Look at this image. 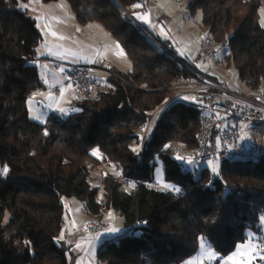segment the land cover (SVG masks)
Masks as SVG:
<instances>
[{"label":"trees","instance_id":"obj_1","mask_svg":"<svg viewBox=\"0 0 264 264\" xmlns=\"http://www.w3.org/2000/svg\"><path fill=\"white\" fill-rule=\"evenodd\" d=\"M21 1L0 0V163L8 168L0 175V264H71L60 235L65 199L73 196L87 203L85 211L103 227L105 198L107 213L123 218L127 232L98 246L106 264H184L203 242L228 256L248 239V230L257 236L262 232L264 158L224 160L216 171L207 163L192 164L200 167L195 175L171 148L196 145L201 117L192 104L172 101L144 149L133 148L153 112L182 94L171 89L181 71L169 54L147 40L142 29L150 35L148 29L125 16L114 0L67 1L80 24L98 22L114 36L132 63L130 71H113L103 89L78 96L76 111L68 116H52L44 123L31 118L28 99L43 84L29 60L43 35L37 21L20 8ZM119 1L131 7L139 0ZM188 2L193 14L202 12L207 35L215 41L230 39L223 60L234 66L243 86L259 84L264 79L260 1ZM150 36L170 49L166 41ZM159 160L168 182L162 184L183 189L184 195L146 185L134 189L121 181L124 175L158 182L154 171ZM102 164L120 172L102 174L106 182L101 190L91 175ZM186 165L190 167L184 170ZM87 234L97 239L102 233Z\"/></svg>","mask_w":264,"mask_h":264},{"label":"crops","instance_id":"obj_2","mask_svg":"<svg viewBox=\"0 0 264 264\" xmlns=\"http://www.w3.org/2000/svg\"><path fill=\"white\" fill-rule=\"evenodd\" d=\"M145 2L146 0L143 1V5L139 8L136 7V3L130 7L132 10V17L130 18L145 27L147 22H151L153 29H156L157 33L167 36L164 41L168 43L170 49L175 52L190 53L189 47L185 48L186 45H183L181 41L177 42L176 40V45V42L172 41L174 36L168 28L169 24L165 28L162 26L161 32L154 25V16L148 17L150 9H159L160 1L148 0L147 3ZM23 8L37 21V26L43 35V40L37 49L36 56L29 60L31 64L38 68L43 84L28 99V111L31 118L44 123L52 116L64 117L76 111L75 101H77L79 95L74 88L64 84L62 75L64 68L56 66L57 60L70 64L99 63L93 67V73L104 81H107L113 71H130L132 63L114 36L98 22L86 25L80 24L67 0L52 2L28 0L24 2ZM134 13L138 17H145V19L137 20ZM160 41L162 40L160 39ZM199 45L200 42L198 43ZM196 47L194 48L195 51L198 49ZM180 56L188 57V55ZM219 59L220 57L215 60L216 65H218L217 61ZM57 88L60 89V93L56 92ZM99 176H96V178ZM116 216H120V214L118 212H109L103 216L104 229ZM89 219L90 216L85 211L82 200L75 196L65 200V222L61 231L60 241L68 251L71 264L105 263L100 260L98 254V246L102 243L101 235L97 239H92L91 235L84 232V224ZM66 226H68V229ZM262 226V232H264V224ZM256 237V233L251 237L248 236V239L239 243L235 251L228 256H222L212 249L208 243L203 242L199 253L185 261L184 264H190V262H193V264H205L209 260L216 264H263V256L255 250ZM107 239L105 238V240Z\"/></svg>","mask_w":264,"mask_h":264},{"label":"built area","instance_id":"obj_3","mask_svg":"<svg viewBox=\"0 0 264 264\" xmlns=\"http://www.w3.org/2000/svg\"><path fill=\"white\" fill-rule=\"evenodd\" d=\"M264 17V0H259ZM182 19L197 21L188 4L182 1ZM135 23H137L135 21ZM143 34L159 52H164L172 57L181 76L175 81L172 89L178 87L177 93L188 91L191 94L192 106L199 111L201 117L200 128L196 135V145L193 148L181 144H172L171 148L177 153L182 164H194L202 166L209 161L244 160L259 161L264 158V79L253 88L238 84L234 77L224 72L215 65V60L223 55L230 47V39L215 41L204 33L197 49V57L207 65L206 70H199L183 60L173 50L165 48L156 39L151 37L144 29ZM97 63H67L56 61L57 67H63L62 75L64 84L74 88L80 97L100 91L106 83L93 74V66ZM60 93V89H56ZM181 95V94H180ZM171 99H169L170 101ZM150 119L144 123L140 130L137 143L141 151L144 149L149 137ZM4 167L0 163V169ZM0 175H6L0 173ZM124 185L138 189L141 185L148 188L168 189L179 196L184 195V190L175 187H166L160 182L145 183L139 178L120 177ZM97 185L102 189L105 187L106 177L101 175ZM134 185V186H133ZM102 192L96 196L101 198ZM104 200V198H103ZM106 198L104 202H106ZM102 203L101 214L108 212L106 203ZM87 207V203L83 201ZM89 214V213H88ZM83 229L97 237L103 232V225L97 218L91 216L84 224ZM255 250L264 259V232L258 233L255 241ZM206 264H216L209 260Z\"/></svg>","mask_w":264,"mask_h":264},{"label":"rangeland","instance_id":"obj_4","mask_svg":"<svg viewBox=\"0 0 264 264\" xmlns=\"http://www.w3.org/2000/svg\"><path fill=\"white\" fill-rule=\"evenodd\" d=\"M114 1L116 3L117 7L120 9V11L125 16L132 17L131 16L132 10L130 7H125L119 0H114ZM143 1L144 0H139L136 4L142 6ZM159 1H160L159 9L158 10H155V8L150 9V13H149L148 17L150 18V17L154 16V19H155L154 25L156 28H159V30L161 32H162V30H161L162 26L165 28L169 24L168 28L171 30V34L174 36L172 41L173 42H176V40H177V42L181 41L183 43V45H186L185 48L189 47L190 53H184L183 51H180V52L176 51V53L179 55H188L186 60L189 63H191L193 66H195L199 70H203V71L206 70L207 65L204 64L202 62V60H200L197 57V55H196L197 49H196V51L194 50V48L196 46L199 47L198 43L202 39L203 32L208 33L206 28L204 27V25L202 23V16H203L202 12L198 11L196 14H193L197 18V21L183 20L182 19V8L183 7L179 4V1H182L185 4H189L188 0H159ZM24 2H26V1L22 0L20 2V8H23ZM147 2H148V0H146L145 3H147ZM169 2H170L171 8L169 7ZM151 5H152V3H151ZM158 11H160V12H158ZM134 14H135V17L137 18V20L140 21V18L138 17V15H136V13H134ZM262 20L264 22V17H262ZM146 27H147L150 35H152L156 38H160L162 41L167 39V36H165L164 34H161V33H157L156 29H153L151 22L150 23L147 22ZM159 34H161V35H159ZM170 39H172V38H170ZM187 39H188V41H187ZM177 42L175 43V45L177 44ZM97 64H99V63H97ZM217 64L218 65L215 64L217 67H219L224 72H226V73L230 74L232 77H234V80L238 84L243 85V82L240 80V77L237 73V70L234 68V66H229V67L226 66L225 61L223 60V55L217 61ZM172 90L173 91L178 90V87L175 86L174 89H172ZM185 97H187L188 99H185ZM174 100H181V101H184L185 103H191V94L188 91H185L181 95H180V93L176 94L170 101L165 102V104L162 105V107H160V109L153 115V118H152V121L150 124L149 133H151L154 130L155 125H156L158 119L160 118L162 112L164 111V109ZM133 148L135 149L136 152H139L140 144H138L136 142L133 143ZM94 153L96 155H100V151L98 149H95ZM221 162H222L221 160L209 161V162H207L206 165L210 166L213 170L216 171L220 167ZM189 165H192V164H189ZM188 167H190V166L186 165L184 170H187ZM191 168L192 169L194 168L193 172L195 173V175H197L198 172L200 171V169H199L200 167L197 168V170H196V168L192 165ZM111 170H114L115 173L120 172L119 169L115 168L112 164H102L101 166L96 167L92 171V175H91V180H92L93 185H97V180H94V178L96 176H99L100 174H104V173L111 171ZM154 173H155V180L156 181L164 183V184H168L167 179H166V169H165L164 162L162 160L158 161L157 165L155 166ZM67 199H65V200H67ZM8 216L9 215H7V218H8ZM261 223L264 224V211L261 214ZM68 226H66L67 229H68ZM113 229H115L116 231H112ZM125 232H126V227L124 225L123 218L121 216H116L115 219L105 227V229L103 230V232L101 234L100 239L102 238V242H103V241H105V238H108L107 240H109L111 238L118 237V236H120V234L122 235ZM247 234L251 237L254 234V232L252 230H248ZM104 264H106V263H104Z\"/></svg>","mask_w":264,"mask_h":264},{"label":"snow or ice","instance_id":"obj_5","mask_svg":"<svg viewBox=\"0 0 264 264\" xmlns=\"http://www.w3.org/2000/svg\"><path fill=\"white\" fill-rule=\"evenodd\" d=\"M136 7H140V5H136ZM140 19H145V17H139ZM53 35H55V33H53ZM185 99H188L187 97H185ZM38 118V117H37ZM8 172V168L5 166L3 169H0V173L2 174H6ZM134 186V185H133ZM166 187H168L166 185ZM176 191H179V189H176ZM112 231H116L115 229H113ZM190 264H193V262H190Z\"/></svg>","mask_w":264,"mask_h":264}]
</instances>
